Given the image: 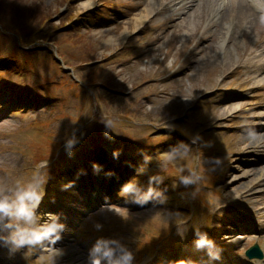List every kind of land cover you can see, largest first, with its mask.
Listing matches in <instances>:
<instances>
[{"label": "rangeland", "instance_id": "374dc122", "mask_svg": "<svg viewBox=\"0 0 264 264\" xmlns=\"http://www.w3.org/2000/svg\"><path fill=\"white\" fill-rule=\"evenodd\" d=\"M85 1L88 0H0V88L12 83L42 87L61 73L76 77L74 80L62 77L60 86L48 89L57 96H53L50 107L41 114L17 116L4 123L0 118V187L10 194L16 182L31 179L28 168L37 164L35 174L42 172L48 176L42 190L49 188L60 162L74 160L73 144L78 142H81L78 152L86 157L92 147L101 146L116 162L147 152L154 165L143 167L134 189L138 196L147 199L167 192L153 206L147 204L143 211L137 210L136 216L125 209L127 197L109 200L104 209L116 213L96 219L95 235L111 244V236L117 235L124 243V235L130 231L122 223L133 221L137 244L144 251L169 246L179 236V260L187 255L185 246H189L187 236L183 241L180 236L186 229H199L205 216L220 201L215 215L216 233L223 237L218 241V255L231 258L230 264H241L237 259L248 244L259 240L264 247V176L257 177L264 172V154L254 155L264 152V116L252 119L253 115L264 113V66L260 65L256 72L257 65L253 66L251 60L258 53L264 54V18L257 26L229 31L233 38L225 40L224 46L234 41L238 44L235 58H226L222 51L219 62H203V55L216 48L214 44L222 30L218 16L212 21L202 19L193 32L184 34V27L178 24L187 13L172 10V1L162 0L165 5L147 16L151 21L141 33L126 41L127 35L118 38L111 48L104 42L106 37L119 35L126 21L147 0H102L106 2L103 6L99 4L101 0H92L91 6L79 10ZM256 1L257 6L264 8V1ZM18 34L25 41H20ZM198 39L203 40L204 51L192 55ZM36 44L41 47L33 49ZM27 51L28 59L33 58L36 64L34 74L24 75L19 62L15 63L14 71L7 68L3 56L18 52L26 55ZM178 60L185 67L170 76V66ZM189 66L190 71L186 69ZM223 73L228 76L219 84L236 88L239 93L233 96L214 91L219 97L213 101L214 92L205 93ZM219 84L215 86L218 89ZM222 100L221 106H217ZM198 101L202 104L199 110L194 109ZM233 108H240L239 114H245L238 122L244 121L245 125L232 128L224 125L221 130L210 131L200 127L208 120L215 123L220 117L233 114ZM256 121L263 127L259 128ZM192 123L194 133L190 130ZM75 129L76 135L65 139ZM188 136L193 137L195 154L201 163L192 158L191 151L182 148ZM63 138L64 146L59 148ZM172 146L175 148L171 149ZM13 166L21 167L24 173L18 175L12 170L6 176V169ZM219 176V191L202 189L212 186ZM184 178L189 181L187 185L182 182ZM125 182L116 190H121ZM71 191L76 192L74 187ZM68 196L71 201L76 200ZM99 199L100 204L106 197ZM203 212L204 217L199 219ZM236 215L245 218L244 226L232 222V216ZM0 225L4 237L6 227L4 223ZM83 242L84 247L76 245L72 236H66L54 247L46 248V256L37 260H49L50 264H93L96 259L100 264L108 262L106 245L96 251V242L89 238ZM191 252L196 258L199 254V259L206 255L203 251L191 249ZM167 262L168 258H164L156 264Z\"/></svg>", "mask_w": 264, "mask_h": 264}, {"label": "bare ground", "instance_id": "6f19581e", "mask_svg": "<svg viewBox=\"0 0 264 264\" xmlns=\"http://www.w3.org/2000/svg\"><path fill=\"white\" fill-rule=\"evenodd\" d=\"M172 4L170 8L177 9L179 12L186 14L185 18H182L180 26L184 27V34L191 33L195 30L196 26L202 19H207V21L215 20L218 16L219 23L222 24L221 32L218 34V40L215 41L214 46L216 47L214 51L206 52L203 57V62H209L213 60H218L222 51L225 53L226 58H235L236 49L238 44L234 41L227 46H224L225 40L228 38H233L230 36L229 31H235L241 27L257 26L261 20L260 14L257 13L261 11L263 7L257 6L256 0H171ZM264 1V0H262ZM264 3V2H263ZM92 0L85 1L81 4L82 8H87L91 6ZM165 5L162 0H147L145 5L140 8V11L132 15L129 20L126 21L123 30L119 35H110L104 40L105 44L112 48L116 43L118 38H123L131 30L138 27L152 12H156ZM262 5V4H261ZM211 9V14L206 15L207 11ZM202 44H198L195 49V54H199L204 51ZM195 47V46H194ZM213 49V48H212ZM211 49V50H212ZM110 51V50H108ZM254 66L257 65L256 72L260 70V65L264 64V54L258 53L255 56ZM193 63V62H192ZM256 67V66H255ZM264 176V172L261 171L257 177ZM220 203V201H219ZM101 244L100 246H102ZM213 264H229V261L224 262V259H215Z\"/></svg>", "mask_w": 264, "mask_h": 264}, {"label": "clouds", "instance_id": "9594fccd", "mask_svg": "<svg viewBox=\"0 0 264 264\" xmlns=\"http://www.w3.org/2000/svg\"><path fill=\"white\" fill-rule=\"evenodd\" d=\"M95 168L97 166L94 165ZM47 181V175L37 172L32 181H29L26 185L17 186L11 195L8 194V191L4 187H0V223H4L5 227L10 229L9 235L3 237L5 243L11 245L10 252L23 248H51L62 239L61 233L65 225L59 222V216L51 212L46 214H41L40 212V206L43 203L45 195L42 188ZM182 182L187 185L189 181L187 178H184ZM73 185L74 182L64 184L62 190H68ZM121 190L129 193L132 190V186L130 184L125 185ZM131 202L140 207L148 204L147 198ZM43 215H46L47 219L43 223H39ZM12 222H15V226ZM100 243L102 241H97V245L95 246L96 251L100 250ZM105 255H111V252H106ZM132 259L134 257L130 252H127L123 257L126 264ZM93 264H100V260H94Z\"/></svg>", "mask_w": 264, "mask_h": 264}]
</instances>
